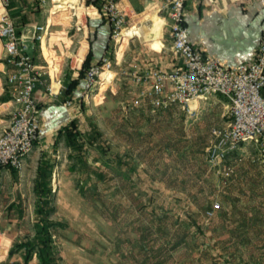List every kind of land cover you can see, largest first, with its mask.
<instances>
[{"label":"rangeland","instance_id":"obj_1","mask_svg":"<svg viewBox=\"0 0 264 264\" xmlns=\"http://www.w3.org/2000/svg\"><path fill=\"white\" fill-rule=\"evenodd\" d=\"M31 3L20 2L24 10L33 8L30 12H42L53 42L61 46L62 39L69 44L67 35H74L70 51L75 53L79 47L75 33L80 35L89 18L87 0H31ZM153 14L151 10L142 17H134L130 29L136 25L150 28L151 20L144 19ZM158 30L155 36L143 30L134 32L133 36L139 38L137 46L158 50L152 46ZM163 30L166 32L167 28L161 24V34ZM126 41L127 37H123L114 50H119ZM53 50L59 54L56 45ZM72 58L76 65L77 58ZM70 60L71 57H64L61 78L66 76ZM121 82L115 76L108 86L98 85L93 92V95L98 92L97 95L87 101V112L112 150L126 157L143 179L131 184L116 171L105 168L96 149L84 145L78 153H72L62 137L57 138L55 145L46 140V147L41 148L39 143L35 146L38 153L47 152L54 165L50 218L64 224L52 232L58 264H126V257L138 262L137 258L143 256L148 264H184L183 254L189 247L199 251L200 231L194 220L210 222L213 216L207 219L205 209L214 202L220 204V209L231 202V196L217 187L211 186L202 194L189 190L186 193L183 188L184 183L195 186L199 176L206 172L209 183L216 180V172L207 160V149L213 141L211 128H222L229 120L227 100L213 94L191 102L194 111L178 105L166 109L143 105L125 111L133 90ZM80 117L83 125L88 117ZM0 180L3 186L0 226L6 230L4 235L0 231V245L8 238L10 250L13 243L33 236L32 179L30 176L15 191L11 173L0 174ZM136 185L138 189L134 190ZM170 186L179 188L173 193Z\"/></svg>","mask_w":264,"mask_h":264},{"label":"crops","instance_id":"obj_2","mask_svg":"<svg viewBox=\"0 0 264 264\" xmlns=\"http://www.w3.org/2000/svg\"><path fill=\"white\" fill-rule=\"evenodd\" d=\"M21 1L10 0L8 11L15 22L17 32L24 37L33 60L39 63L41 62L39 42L34 39L38 32L34 30V26L46 24L40 10L38 12H30L34 10L33 8L30 11L24 10L20 4ZM23 1L25 2V0ZM128 2L130 5V16L127 20L128 26H132L135 23L134 17H142L151 11L148 8L147 0H128ZM27 3L32 5L31 0H27ZM144 11L146 12L143 13ZM90 13L93 14V12ZM184 13V25L194 46L205 53L231 63L251 60L254 48L264 31V0H187ZM162 21L161 17L157 18L158 36L152 45L158 50L151 51L142 48L140 45L137 46L136 40L139 38L130 36L127 38L126 44L121 43L120 49L115 51V42L110 35L111 28L109 23L95 14L91 15L82 26L80 35L75 33L79 37L77 39L79 47L75 53L70 51V46L75 39H72L73 34L68 36L65 33L69 44H66L61 39L59 43L61 46L56 45L59 52L58 56L62 62L64 57H71L66 76L70 78L77 76L79 66L90 50L92 54L91 63H94L102 56L110 58L116 80H122L121 83L131 87L134 96L140 86L132 80L131 73L133 70H169L180 63V59L170 47L167 31L163 30L164 32L160 33ZM44 42L45 40L43 39L44 54L52 62L53 57L45 47ZM72 57L77 58L76 65L73 64ZM55 67L56 65L53 66L52 71H55ZM52 75V85L58 87L60 80L59 78L57 80L54 78V72H52ZM64 78L62 77V82ZM82 89L83 80L81 79L79 85L73 90L71 104L66 105L65 101L62 102L60 100L59 95H49L41 86L37 87L35 97L40 106V121L47 131L46 135L38 142L41 144V148L46 147V140L55 145L57 138L59 139L60 137L65 143L63 135H58V130L71 119H76L81 123L80 116L89 115L87 112V101L79 97ZM102 96L104 97L105 95L103 94ZM141 114L148 115L145 112H141ZM228 118H230L229 115ZM228 122L229 120L226 125ZM109 145L111 146V144ZM35 146L26 158L22 170H16L14 174L10 168L4 167L0 170V174L9 175L11 173L15 178V186L12 187V191L17 190L22 185V182L28 181L30 176L33 191L37 166L41 161V153L43 152L38 153L39 148ZM66 147L68 146L66 145ZM68 149L71 150L69 147ZM71 152L74 153L72 150ZM44 153L47 154L45 155L46 158L52 163L53 172L52 158L47 152ZM99 160L101 161V159ZM103 166L116 171L121 178L131 181V184H135L136 180L143 179L138 170L134 169L122 154H119V162L116 159H112L109 161V165ZM222 167L231 168L228 176H224L218 169L214 168L216 180H213V182L209 183V175L206 172L199 176L195 186H188L187 183H184L183 188L186 193H188V190L192 193H206L205 191L213 186L221 190L223 194L231 196V202L226 203L225 206L222 205L221 209L214 213L210 222L206 221L203 223L200 220L199 222L194 220L193 224H196L200 231L197 236L199 251L195 252L196 249L194 247H189V251L187 250L183 254L184 264H264V164L259 158L258 145L253 142L242 143L236 150L226 156L222 161ZM250 180H254V182ZM209 184L210 186L208 187ZM177 188L179 186H170V189H173V193H176ZM2 189L3 186L0 187V190ZM133 189H138V186H134ZM19 190L21 191L20 188ZM35 199L34 195V205ZM2 204L3 200L0 194V206ZM225 210L228 212H223ZM1 215L2 212L0 210V217ZM1 228L2 225L0 226V231L5 234L6 230ZM137 259L138 262L126 257V264H148L144 256ZM22 263L20 253L9 256L8 252L5 257L0 259V264ZM28 264H38L37 258L33 256Z\"/></svg>","mask_w":264,"mask_h":264},{"label":"built area","instance_id":"obj_3","mask_svg":"<svg viewBox=\"0 0 264 264\" xmlns=\"http://www.w3.org/2000/svg\"><path fill=\"white\" fill-rule=\"evenodd\" d=\"M147 1L150 10L163 20L170 47L180 63L169 70H133L132 80L140 88L124 110L143 105L153 109L178 105L187 111H194L195 108L190 107L191 102L213 94L220 95L227 100L230 118L226 126L211 128L213 141L207 149L209 165L228 176L231 168H221L222 161L247 142L258 145L259 158L264 164V31L251 60L231 63L199 50L190 41L184 25L187 0ZM99 3V7L89 3L87 15L95 14L105 19L111 28V38L118 44L123 39L122 32L132 27L127 25L129 2L99 0ZM9 4L10 0H0V168L20 171L35 144L47 133L40 121V106L35 90L41 86L49 95L60 94L63 87L62 61L59 54H54L53 49L57 44L51 40L52 32H49L47 25L34 26L38 32L34 39L39 42L41 62L33 60L24 37L17 32L9 14ZM43 39L53 57L52 62L44 54ZM54 65L55 71H52ZM52 72L54 78L60 80L56 91L52 89ZM105 73L111 76L106 83L108 86L115 73L110 58L102 56L85 70L79 97L86 101L92 98L97 86L103 84ZM71 101V98L66 99L64 103L69 105ZM219 209L220 204L214 202L205 210L204 216L211 218ZM8 252L9 249L5 256Z\"/></svg>","mask_w":264,"mask_h":264},{"label":"trees","instance_id":"obj_4","mask_svg":"<svg viewBox=\"0 0 264 264\" xmlns=\"http://www.w3.org/2000/svg\"><path fill=\"white\" fill-rule=\"evenodd\" d=\"M87 2L96 7L100 5L99 0H87ZM91 55L89 50L77 71L76 77L66 76L63 79V87L59 94L62 102L70 99L73 95V90L79 85L85 70L92 64L90 62ZM85 121L82 125L76 119L69 120L66 125L58 130V135H63L65 144L74 153H78L84 145H87L97 150L103 165H109V161L112 159L119 162V154L112 150L111 146L102 138L96 124L89 118H86ZM45 155L47 154L41 153V161L37 166L33 185L36 198L33 211V236L30 239L13 243L9 250V256L20 253L22 264H28L33 256L37 258L38 264H58L52 232L58 227H63L64 224L50 218L53 210L51 205L52 163ZM10 169L13 174L16 172L15 169Z\"/></svg>","mask_w":264,"mask_h":264},{"label":"bare ground","instance_id":"obj_5","mask_svg":"<svg viewBox=\"0 0 264 264\" xmlns=\"http://www.w3.org/2000/svg\"><path fill=\"white\" fill-rule=\"evenodd\" d=\"M150 9V8H149ZM148 10V9H147ZM146 10V11H147ZM154 14H155V12H153ZM153 14V15H154ZM155 17H160V16H158V15H156L155 14V16H149L148 18H146V19H144V20H147V19H149V20H151V27L150 28H148V27H146V26H144V25H141V26H136L135 28H133V29H129L130 31L128 32V29H126V30H124L123 32H122V34L124 35L123 37H128V36H133L135 33L134 32H137V30H143V31H146L150 36H155V34H156V31H157V27L158 26H156L155 25V22L157 21V20H154V18ZM156 18V19H157ZM142 21V20H141ZM143 22V21H142ZM120 43V42H119ZM110 73H105V74H103V76H104V84L106 85V83H108L109 81H110V78H111V76L109 75ZM52 89H53V91H56V89H57V87H55V86H53L52 85ZM2 243L3 244H1L0 245V259H2L4 256H5V254H6V251H7V247H8V245H9V243H10V241L7 239V238H4L3 239V241H2ZM8 243V244H7Z\"/></svg>","mask_w":264,"mask_h":264}]
</instances>
